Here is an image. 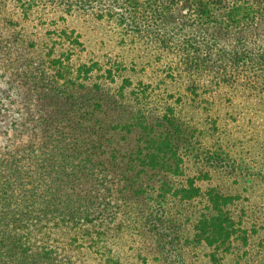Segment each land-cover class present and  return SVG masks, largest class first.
Wrapping results in <instances>:
<instances>
[{"label":"trees","instance_id":"trees-1","mask_svg":"<svg viewBox=\"0 0 264 264\" xmlns=\"http://www.w3.org/2000/svg\"><path fill=\"white\" fill-rule=\"evenodd\" d=\"M0 264H264V0H0Z\"/></svg>","mask_w":264,"mask_h":264},{"label":"rangeland","instance_id":"rangeland-1","mask_svg":"<svg viewBox=\"0 0 264 264\" xmlns=\"http://www.w3.org/2000/svg\"><path fill=\"white\" fill-rule=\"evenodd\" d=\"M9 95L8 86L5 78H0V138H5V133L9 129L12 114L7 108V99Z\"/></svg>","mask_w":264,"mask_h":264}]
</instances>
